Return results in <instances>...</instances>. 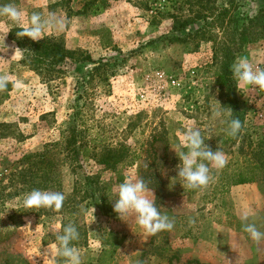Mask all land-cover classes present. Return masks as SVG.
<instances>
[{"label": "rangeland", "instance_id": "1", "mask_svg": "<svg viewBox=\"0 0 264 264\" xmlns=\"http://www.w3.org/2000/svg\"><path fill=\"white\" fill-rule=\"evenodd\" d=\"M86 1L0 0V5L12 4L23 11L25 22L32 13L55 17L63 21V28L50 27L43 38L55 37L68 50L85 52L95 61L119 62L108 86H86L78 102L81 128L97 149L124 144L137 158L114 173L89 160L84 171L98 176L112 206L120 183L144 179L149 196L153 191L151 198L174 227L148 236L133 217L107 218L77 199L76 220L67 223L74 222L79 232L74 246L82 264H99L105 244L115 254L112 263L106 256L103 264H264V240L250 239L240 219L247 212V223L264 232V91L238 87L233 78L244 121L238 136H228L229 112L217 83L213 43L172 31L169 0L111 1L108 8L92 5L83 13ZM215 1L220 7L228 0ZM263 7L264 0H241L239 15ZM22 26L0 17V76H7L12 85L7 94L0 90V186L7 184L5 176L23 155L59 141L63 126L73 118L74 75L87 69L75 66L59 80L45 83L19 63L21 54L9 33ZM200 27L201 23L191 26L192 35ZM239 57L247 58L254 68H264V39L247 45L234 62ZM157 73L164 77L159 80ZM171 80L177 85H170ZM217 111L222 116L214 118ZM188 128H199L204 143L222 151L231 165L221 177L225 167L210 168L212 179L202 190H189L175 178L181 139ZM253 169L259 172L256 181L228 183L232 172L250 174ZM61 178L62 193L70 196L75 177L68 165L61 167ZM23 198L24 194L0 198V264H64L56 240L64 214L25 209ZM18 209L23 211L17 214L21 223L16 227L7 217Z\"/></svg>", "mask_w": 264, "mask_h": 264}, {"label": "trees", "instance_id": "2", "mask_svg": "<svg viewBox=\"0 0 264 264\" xmlns=\"http://www.w3.org/2000/svg\"><path fill=\"white\" fill-rule=\"evenodd\" d=\"M111 1L118 0H88L84 2L82 11L83 13L87 12L92 5L102 9L108 8ZM169 1L173 11L168 14L172 20V31L182 33L188 39L199 37L213 43L214 60L218 66L217 83L223 89L229 121L239 119L243 128L244 117L235 96L231 66L247 45L264 39V7L259 8L251 15L242 16L239 15L241 0H228L220 7L217 6L215 0ZM198 23H201V27L196 29L192 35L189 28ZM211 28L217 32L209 31ZM19 31L21 28H13L9 33L10 40L21 54L19 63L34 72L45 83L59 80L68 73L69 68L75 66L87 68V65L95 64L96 67L74 75L76 98L73 105V118L71 122H67L63 126L59 141L46 145L41 152L23 155L17 167L5 176L7 184L0 186V198L10 200L33 189L62 192L61 167L68 165L75 180L71 195L65 197L62 208L56 210L58 214H64L61 230L68 225L69 220H76L75 213L78 202L81 201H85L95 212L104 217L115 216L113 206L104 193L105 187L100 184L96 174L84 171L85 167L91 160L103 170L114 173L119 166L133 165V159L137 156L132 155L124 144L104 145L97 149L94 140H86L84 130L81 128L83 121L81 106L78 102L84 98L87 91L86 86L91 83L108 86L109 79L115 75L119 62H116V59L95 61L85 52L68 50L63 42L55 37L43 38L38 41H33L28 37L20 38L17 36ZM11 87L9 82L7 89L4 90L6 94L11 90ZM247 159L244 158V161ZM236 163L238 162H231V164ZM229 166L231 165L225 166L220 177L226 174ZM258 176L259 172H254V169L250 174L232 172L227 181L230 185L237 186L252 183L257 180ZM2 180H0V185ZM77 199H79L78 202ZM22 211L21 209L13 211L7 220L14 221V225L18 227L21 222L17 220V214ZM102 236L104 237V234ZM76 244L78 243L74 241L73 245ZM106 245L101 251L99 264L105 262L106 256L110 259L108 263H112L115 251L107 250ZM109 247H112V244Z\"/></svg>", "mask_w": 264, "mask_h": 264}, {"label": "clouds", "instance_id": "3", "mask_svg": "<svg viewBox=\"0 0 264 264\" xmlns=\"http://www.w3.org/2000/svg\"><path fill=\"white\" fill-rule=\"evenodd\" d=\"M25 13L12 4L0 5V17L7 19L14 25H23L17 32L20 38L28 37L33 41L43 38L50 27L63 28V21L55 17L44 19L39 13H32L27 22ZM95 64L87 65V69L95 68ZM231 71L238 87L254 86L264 91V68L256 67L245 57H239L232 64ZM9 80L7 76H0V90L7 89ZM214 118H219L222 113L217 111ZM242 129L239 119H231L227 123V135L235 137ZM205 137L199 128H188L183 133L179 147L180 163L177 165V176L182 181V186L189 190H202L207 187L212 179L210 168L223 169L228 161L225 154L219 149L213 151L204 143ZM175 152L176 150L173 149ZM177 154V152H176ZM142 178H127L118 185L115 193L113 210L118 218L125 221L133 217L136 225L148 236H155L162 231H170L174 227L173 221L168 215L162 214L157 208L153 191ZM65 195L59 191L33 189L24 194L23 206L25 209H54L60 210L63 206ZM240 219L243 231L250 239L259 243L264 240V232L260 231L256 224L247 223L249 214L244 212ZM79 239V232L75 225L68 224L62 232L56 235L58 242V255L64 259V264H82L80 252L73 245Z\"/></svg>", "mask_w": 264, "mask_h": 264}, {"label": "built area", "instance_id": "4", "mask_svg": "<svg viewBox=\"0 0 264 264\" xmlns=\"http://www.w3.org/2000/svg\"><path fill=\"white\" fill-rule=\"evenodd\" d=\"M156 77H157L159 80H161L164 76H163V74H161V73H157V74H156ZM169 84L172 85V86H176V85H177V83H176L174 80L169 81Z\"/></svg>", "mask_w": 264, "mask_h": 264}]
</instances>
